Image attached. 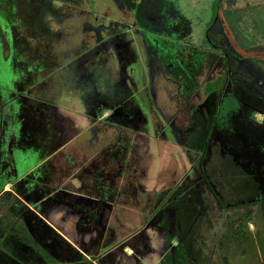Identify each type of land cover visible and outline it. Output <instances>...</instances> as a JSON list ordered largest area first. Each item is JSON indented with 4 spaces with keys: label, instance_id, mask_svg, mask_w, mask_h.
<instances>
[{
    "label": "flooded vegetation",
    "instance_id": "obj_1",
    "mask_svg": "<svg viewBox=\"0 0 264 264\" xmlns=\"http://www.w3.org/2000/svg\"><path fill=\"white\" fill-rule=\"evenodd\" d=\"M27 1L17 0V3ZM186 1L190 3L189 9L202 4L201 0H112L115 10L128 14L130 21L122 22L110 18L106 24L103 17L99 20L94 17V21L97 22L94 26L91 22H83L84 28L94 33L96 57L101 58L107 48L115 49L112 55L115 61L112 71L121 76L115 82L123 86H130L136 82L143 85L140 95L142 102L148 98L152 100L155 98V91L144 88L146 84L155 85L156 81H165L173 85L195 86L201 83L206 87L216 85L214 91L206 93L216 95L215 103L212 105L214 107L219 99L221 102L228 92L235 90V85L242 86V90L247 89L249 77L235 74L232 59L252 60L254 66H258L261 73L264 72L262 65L264 55L261 54L260 48L256 47L260 46V43L253 36L244 44L233 26L236 27L237 23L236 0L213 2L212 17L206 24L204 23L202 29V39L204 42L206 40V43L197 41L196 24L182 11L181 6ZM2 2L3 0H0V7ZM19 32V26L6 22L1 17L0 10V264H91L89 255L101 253L104 250L101 246L104 240L105 244L109 242V237L110 240H114L115 230L102 220V214L106 208H109L108 212L110 211L112 202H115L121 193H128L125 190H130L129 194L136 200V204L143 200L142 208L145 210L143 212L148 219V226H153L161 232L168 227L173 232V235L171 234L175 238L171 251L173 264L174 255H178L177 260L180 263L185 260L186 264L188 262L214 264L215 258L204 257L197 248L198 239H202L208 228L215 223L207 216L211 211L218 209L220 213L225 214L229 210L238 209L241 213L238 214L237 222L242 224L241 226L251 221V215L245 217L246 212H250L256 214L264 226V191L260 176L264 162L258 158L254 159L248 153L232 152L226 143L227 140L223 141L216 133L213 135L216 123L211 132L205 162L207 181L188 161L193 173L184 177L179 184L167 188L162 199H155L152 207L149 201L153 197L143 195L140 190L144 188L138 184L135 187L131 176L127 179L126 185L124 182L121 183L120 193L115 197L117 183L113 182L114 180L111 183L101 182L109 201L100 200L102 186L101 178L98 177L102 176V166L98 171L93 165L82 170L91 176L92 186L97 191L95 195L99 192L94 198L78 193H74L73 197L67 196L68 193L63 190H60L63 191L61 195L51 192L53 189L45 183L46 174L43 171L44 167L40 165L50 158L51 150L59 145L55 144L54 140V132L57 130L55 125L59 119L53 106L48 104L50 110H42L38 105L30 103L33 94L31 88L38 95L39 93L42 95L41 88H33L34 79L37 78L39 68L49 66L51 54L47 51L45 61L39 59L36 55L42 54L33 52V48L28 47L27 41ZM128 35L130 39H125ZM133 44L138 48V53L142 54V58L144 55L142 63L145 72L142 75L141 72L138 73V77L134 76L136 70L133 64L137 62L139 56L132 50ZM194 91L188 92V95L183 94L188 100L184 101L185 106L178 108L175 119L180 118L184 122L186 111L189 110V106L194 105L189 99L192 94L193 97L197 96ZM166 93L168 97L170 92L167 90ZM235 101L240 106L244 104L239 98ZM245 105L254 108V104L245 102ZM124 111L121 118L123 117L132 127L135 128L141 119L146 123L147 119H144L139 109L129 108ZM165 125L172 130L173 121ZM185 129L186 123H179L176 124L175 131H172L179 135L177 140L179 145ZM116 147L118 143H112L109 146V154L112 160L119 164L118 159H115ZM180 147L183 149L182 145ZM214 164L216 165L213 168ZM129 165L132 168L131 164ZM238 171L243 175H237ZM115 175L111 174L113 177ZM93 177L97 178L93 180ZM251 180L256 185L253 193L250 189L253 183ZM8 184L10 188L7 187ZM238 185L245 187L244 189L250 193L241 194L232 188ZM175 190L177 194L172 202L175 205L170 209L166 205ZM210 190L215 197L210 196ZM45 196H48L55 205L71 208V211L79 216L76 227L80 223H89L82 229L96 231L94 241L89 248H84L87 254L74 248L70 242H63L58 232L38 213L36 206L44 202ZM236 231L245 230L244 227L241 230L238 227ZM232 234L235 236L237 232Z\"/></svg>",
    "mask_w": 264,
    "mask_h": 264
},
{
    "label": "rangeland",
    "instance_id": "obj_2",
    "mask_svg": "<svg viewBox=\"0 0 264 264\" xmlns=\"http://www.w3.org/2000/svg\"><path fill=\"white\" fill-rule=\"evenodd\" d=\"M201 1V5L191 9H189L190 3L186 1L181 8L184 14L196 24L197 41L203 43V25L212 17L215 0ZM74 3L78 5L75 6ZM236 7L238 8L237 4ZM0 10L1 17L6 22L19 26V33L27 41L28 47L33 48V52L42 54L41 56L36 55L39 59L45 61L47 51L51 54L49 66L39 68L37 78L34 79L33 88H41L42 95L40 93L38 95L31 88L30 91L33 94L30 103L38 105L42 110H50L49 106H53L59 119L55 125L57 130L54 132L55 144L59 143V145L53 151L51 150L50 158L40 165L46 168L45 183L53 189L52 192L61 195L65 191L68 193L67 196L72 195V197L75 196L74 193L91 198L97 196L99 192L95 195L97 191L92 186L91 176L82 171L90 165H93L97 171L102 166V176L98 177L101 178L100 186L101 182L111 183L114 180L118 190L122 186L121 183L124 182L126 185L129 176L133 177L130 171L123 170L124 167L126 169L129 163L138 162L141 168L138 173L142 171L141 164L143 163L147 173L143 178L141 173H137L135 179L138 184H143L142 186L148 190L145 189L146 194L149 198L153 197V202L155 201L153 195L167 189L165 187H171L173 182L179 184L184 177L193 173L186 154L180 147L181 144H177L179 135L172 133L176 129V124H185L182 119H175V116L178 108L186 105L184 101L188 98L183 95V92L188 89V85H173L165 81H156L155 85L146 84L144 88L155 91V98L154 100L148 98L145 103L140 97L143 85L139 82L130 86L117 85L118 88L113 83L121 77L112 71V66L115 64L114 56H112L115 53L114 48L104 50L101 58L95 56L94 33L84 28L83 22H91L94 26L97 23L94 17L98 20L103 17L106 24L110 18L122 22L131 20L125 12L115 10L112 0H75L70 4L62 0H28L20 4L17 0H3ZM235 14L236 27L233 23L232 25L236 28L241 41L245 44V41L248 42L247 40L254 36L260 43L261 38L264 39V4L240 7ZM259 17L262 18L261 21H257ZM248 36L250 37L247 38ZM125 39H130V35ZM132 46L134 47V44ZM256 47L261 48V46ZM118 50L120 51L119 48ZM132 50L139 56L137 62L133 64L136 70L134 76L138 77L140 72L141 75L145 72L144 63H142L144 55L142 58V54L138 53V48L134 47ZM262 65L264 66V63ZM232 66L235 74L249 77L250 81L246 84L247 89L241 90L235 86V90L228 92L222 98L217 109V121L213 135L216 133V136L220 135L223 141L227 140L226 143L232 152L248 153L254 159L258 158L264 162V154H260L259 151L261 146L264 147V137L258 138L259 118L255 115L254 108L245 105V102L257 103L253 96L264 93V72L261 73L252 60L235 61L232 59ZM120 88L128 89L130 97L119 99L123 104L119 108H113L109 103L116 102L117 99H111V97ZM194 88L197 96L193 97L192 94L189 100L192 103L199 101V106L205 105L208 109L211 108L215 103L216 95H206V86L201 83L196 84ZM167 90L170 92L168 97ZM107 98L111 101L106 100ZM236 98L242 100L244 104L240 106L235 101ZM129 108L139 109L144 119H147L146 123L141 119L136 123L135 128L127 124L121 116L125 112L123 110ZM107 116L113 117L111 118L112 125L104 121ZM169 121H173L172 130L165 125ZM126 139L129 141L130 148L122 151V154L125 156L127 166L121 162L124 166L120 167V163L112 160L109 146L115 140L124 142ZM154 140L158 141V150ZM162 140L167 143L163 145L160 142ZM160 165L164 171L155 180L154 176ZM111 174L116 175L113 177ZM237 175L243 174L238 171ZM260 176L264 191V168ZM96 178L93 177V180ZM131 180L130 178L129 182ZM251 182L253 183L250 189L253 193L256 185L254 181L251 180ZM240 185L232 188L241 194L250 193ZM7 187L10 188V185L8 184ZM112 187L114 189V186ZM156 188L157 191H154ZM149 191L152 194H149ZM129 195L128 192L121 197L122 200L127 201L126 205L124 202L120 204L122 202L120 200L117 204H115L116 201L114 202L115 207L112 206L110 212L106 208L102 214V220L118 232L115 235L117 239L126 236L124 237L125 245L132 248L133 254L128 249H123L122 246H116L117 242L115 244L114 240H110L109 237V242L105 244L104 240L101 245L104 249L101 253L96 252L93 256L89 255L92 260L91 264H173L171 252L175 244V238L171 236L173 232L168 229L167 225L165 226L167 229L163 232L154 229L153 226H148L146 214L143 215L140 209L143 200L141 199L140 204L139 202L136 204L135 199L127 198ZM72 197H70L71 200H74ZM36 210L47 220L49 226L53 224L61 229L58 230V236L63 242L67 243L69 239L70 242L75 243L72 246L77 250L85 253L84 248H89L96 237V231L82 229L89 223H80L77 228L76 223L79 221V216L65 205H55L48 196L44 197V202L37 204ZM239 213L241 211L238 209L229 210L225 214L217 209L207 214L215 223L208 228L202 239H198L197 248L201 250L204 257L215 258L214 264H264V226L256 214L250 212H246L245 217L248 214L251 215V221L241 226L242 224L237 222ZM245 217L243 215L242 220ZM233 227L235 229L232 230ZM238 227L240 230L244 227L245 231H236ZM52 229L57 231L55 228ZM233 232H237V235L234 236ZM241 232L242 235L239 236Z\"/></svg>",
    "mask_w": 264,
    "mask_h": 264
},
{
    "label": "trees",
    "instance_id": "obj_3",
    "mask_svg": "<svg viewBox=\"0 0 264 264\" xmlns=\"http://www.w3.org/2000/svg\"><path fill=\"white\" fill-rule=\"evenodd\" d=\"M53 1H61V0H53ZM62 1H65V2H67L69 4L75 2V0H62ZM74 4H75V6L78 5L76 3H74ZM97 73H98V71H97ZM105 83H107V82H105ZM113 83L116 85L117 88H118L117 85H121V84H118L116 82H113ZM187 85H188V89L185 92H183L185 95H188V92L192 93V91L195 90L193 85H191V84H187ZM121 86H123V85H121ZM114 89L116 90V88H114ZM215 89H216V85H208L206 87L205 92L208 94V93L214 91ZM115 90H113V91L115 92ZM128 96L130 97V91H128V89H123V88L121 89L120 88L119 91L116 92V94L111 97V99L115 98V99H117V101L116 102H110L109 104L111 106H113V108L114 107L115 108H117V107L119 108L123 104V102L120 101V100H123V98L128 97ZM111 99L107 98L106 100L111 101ZM220 103L221 102H220V99H219L218 102H217V105H215L214 107L211 108L212 110L211 109L208 110V108L205 105H200L199 106L198 104L194 103V105L189 106V110L186 111L185 117L183 119L184 122L186 123V129L182 133V136H181V139H180L181 140L180 144L183 147V150H184V152H185V154H186V156L188 158V161L192 164L193 167L196 168V170L200 173V175L206 181H207V176H206L207 174L205 172V162H206V159L208 157V150H209V147H210L211 132H212L213 127H214V125L216 123V120H217L216 107ZM111 118H113V117L107 116L106 118H104V121H106L109 125H112L113 122L111 121L112 120ZM123 140H119L117 142L118 143V147H116L117 158H115V159H118L117 161H119L120 167L124 166L123 164H125V156H124V154H122V151L124 152V151H126V149L130 148L129 147L130 144L128 143L129 141L126 139L123 142ZM115 142H116V140H115ZM121 162H123V164H121ZM129 164H131L132 168H130L129 167L130 165H128V167H126V169L124 167L123 170L124 171H130V173L133 176L132 179L135 182V184L137 185L138 182H137V179H135V177H136L135 174L138 173L139 169L141 170L140 165H139L138 162H136L135 164H133V163H129ZM125 166H127V165L125 164ZM43 171L45 172L46 169L44 168ZM140 173H142V171H140ZM140 173H138V174H140ZM187 184H189V183L187 182ZM208 187L210 189V185H208ZM104 189H105V187L102 186V189H101L102 192H101V195H100V200L109 201V199L107 197V193L104 191ZM165 190H167V189H165ZM165 190H163L161 192H158L155 195H153L154 199H157V198L162 199L161 197L164 196V193L166 192ZM51 192H52V190H51ZM140 192L143 195L148 196V194H146V191L144 189L140 190ZM114 193H115L114 197L119 194V193H117V191H115ZM210 193H211L210 196L215 197L213 195L212 191ZM176 194H177V190L172 192V195L170 196L171 200L166 205L170 209H172L174 207V205H175V204H172V202H173V198H174V196ZM52 196L54 197L55 194H52ZM112 200H114V199H112ZM154 202L155 201L152 202V200H151L150 204H154ZM138 208H139V206H138ZM140 209H141V211H145V210H143V208H140ZM144 213L145 212H143V214ZM174 256H175V264H186L185 260L183 261V263H180L177 260L178 255H174ZM191 262L195 263L193 261H191ZM187 264H190V262H188ZM199 264H204V263L203 262H199Z\"/></svg>",
    "mask_w": 264,
    "mask_h": 264
},
{
    "label": "crops",
    "instance_id": "obj_4",
    "mask_svg": "<svg viewBox=\"0 0 264 264\" xmlns=\"http://www.w3.org/2000/svg\"><path fill=\"white\" fill-rule=\"evenodd\" d=\"M237 6H238V8H240V7H242V8H245L246 6H248V5H262V4H264V0H237ZM262 20V18L261 17H259L258 19H257V21H261ZM262 29V28H261ZM260 30V29H259ZM256 35V34H255ZM257 37H259L258 35H256ZM260 38V37H259ZM260 46H261V48H260V52H261V54H263L264 55V48H262L263 46H264V39H262L261 38V41H260ZM235 86H237V88L238 89H241L242 90V86H240V85H235ZM255 94H257V93H255ZM253 99L257 102V103H255L254 104V112H255V115L259 118V120H258V125H260L259 126V133H258V138H261L262 136L264 137V93H258L257 95H254L253 96ZM259 102V103H258ZM155 142H154V144H156V147H157V150H158V141H156V140H154ZM163 145H165V143H167V142H165V141H160ZM146 149H148V148H146ZM171 149V148H170ZM172 150V149H171ZM259 151H260V154H264V147H260V149H259ZM161 154V153H160ZM161 156V155H160ZM161 158V157H160ZM162 163V165H163V162H161ZM189 163V162H188ZM162 165H160L158 168H159V170L157 169V174H155V180H157L158 179V177H159V175L164 171V169H162ZM141 166H142V173H141V176H142V178L144 177V176H146V173H147V169L145 168V165H144V163L143 164H141ZM143 180V179H142ZM123 182V181H122ZM117 185V184H116ZM139 185H141V184H139ZM143 185V184H142ZM141 185V186H142ZM175 185V183L173 182L172 184H171V187L172 186H174ZM164 186H167V185H165L164 184ZM143 187V186H142ZM171 187H165V188H171ZM121 188V187H120ZM144 188V187H143ZM144 189H146V188H144ZM147 190V189H146ZM125 191H130V190H125ZM132 191V190H131ZM148 191V190H147ZM154 191H157V188L154 190ZM117 193H120V190H119V188H118V190H117ZM124 193V192H123ZM149 194H152V192H150L149 191ZM124 194H120V197H117V200H116V203L115 204H117L118 202H120V200H122V196H123ZM125 195H126V193H125ZM127 197V196H126ZM131 196L129 195V197H127V198H130ZM121 198V199H120ZM128 200V199H127ZM123 202L125 203V205L127 204V201L126 200H122V202H120V204H123ZM113 204H114V202H112ZM112 204V206L113 207H115V205H113ZM112 208V207H111ZM108 209V208H107ZM128 210V209H127ZM110 212V211H109ZM53 228H55V229H57V232H58V230H61V229H59V227H57V226H54L53 224L51 225ZM145 229V228H144ZM118 232L117 231H115V234H114V242H115V244H116V242H117V244L118 245H116V246H122L123 247V249H128L129 251H131V254H133V250H132V248H130V247H128V245H125V242H126V239H124V237H126V236H122V238H119V239H117L116 237H115V235L117 234ZM68 241L70 242V240L68 239ZM71 244H74L75 245V243H73V242H70ZM115 246V247H116ZM111 262V261H110ZM112 263V262H111ZM112 264H115V263H112Z\"/></svg>",
    "mask_w": 264,
    "mask_h": 264
}]
</instances>
